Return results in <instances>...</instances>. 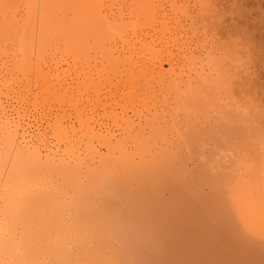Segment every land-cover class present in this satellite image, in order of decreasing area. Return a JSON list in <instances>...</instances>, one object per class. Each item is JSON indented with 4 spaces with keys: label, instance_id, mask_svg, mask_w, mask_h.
<instances>
[{
    "label": "bare ground",
    "instance_id": "obj_1",
    "mask_svg": "<svg viewBox=\"0 0 264 264\" xmlns=\"http://www.w3.org/2000/svg\"><path fill=\"white\" fill-rule=\"evenodd\" d=\"M216 1L26 0L19 8L0 0V264H264V110L251 111L253 96L236 80L248 76L253 48L235 31L228 44L209 45L187 23L191 12L214 22ZM90 37L110 44L102 57L115 84L158 83L138 89L149 96L117 103L138 116L124 118L120 133H101L96 118L63 123L64 110L40 105L73 94L46 81L42 52L54 40L85 50ZM223 84L225 96L215 91ZM235 89L244 100L227 101ZM169 98L211 108L160 119ZM122 132L120 148L146 132L162 141L135 145L139 158L126 159L88 139L109 146Z\"/></svg>",
    "mask_w": 264,
    "mask_h": 264
},
{
    "label": "rangeland",
    "instance_id": "obj_2",
    "mask_svg": "<svg viewBox=\"0 0 264 264\" xmlns=\"http://www.w3.org/2000/svg\"><path fill=\"white\" fill-rule=\"evenodd\" d=\"M255 1L258 2L256 3ZM8 2L12 6L17 5V7L22 8L23 5L26 3V0H8ZM257 4L261 6V8ZM255 5L259 7L258 8L259 10L256 8ZM235 6L237 7L235 8ZM235 9H237V11ZM232 10L235 12V13L233 12L234 14L232 13ZM254 10L258 12V15L256 14V12H254ZM209 11L211 12L212 15L218 16L217 18L214 16V20L216 19L214 22L212 16L207 15L206 18H204L203 16L200 17L196 16V12H191V16H189L187 20L188 27H190L189 33L191 34L192 37L194 36L196 39L198 38V40L200 41L206 40L207 44L209 45L213 42L214 43L219 42V45L220 42L224 41L225 43L229 36L231 37L233 36L234 38V33H235V38L240 37L242 42H244L246 46L248 45L247 47L249 48V51H252L253 48L252 53L254 55H252V53L250 54V52L248 51H246L247 53L245 51L243 52V54L246 53L245 54L246 56H248L249 53L251 55L248 56L249 58L252 57L250 61L248 57L243 55V57L245 56L244 58L247 59V62H249L248 65L247 64L246 65L248 67V71L250 70L249 71L250 75L248 74V76H245V73H243V76H245V78L248 80L246 81L244 77L240 78L238 76H236L237 77L236 80L245 82L246 83L245 86L247 87V94L249 93L250 96H253L252 100L254 101L255 104H252L251 111L254 110L259 111V109L264 110V57H263L264 54H262V52L264 51L263 49L264 31L260 29V26H262L261 28L264 29V22L261 19H259V18L263 19L264 17V0H217L216 3H214V6L211 7ZM239 11H241V13L243 12L244 13L240 15ZM236 12L238 13V15ZM69 13H67L68 14L67 17L72 16V14ZM258 20H260L259 23ZM253 24L255 26H253ZM235 25L236 26L238 25L239 27H241V29H239V27H236ZM254 27H256L255 29L257 32L255 31V29H253ZM250 28H252V30ZM258 28L260 29V31ZM233 31L235 32L233 33ZM243 36L244 37L247 36V37L244 38ZM258 36L260 40H258L257 38ZM231 37H229V40L233 39ZM229 40L227 42H229ZM261 40H263V42ZM227 42L225 44H228ZM87 44H88L87 49L79 50L78 49L79 46L78 45H76L75 47L72 46L70 41L60 43V41L54 40L48 46V50L42 52L41 61L42 63L44 62L43 64L45 68L44 71H46V74L48 75L46 81H48L49 84L59 83V82L64 83V86L69 87L70 89L73 90V94L71 93L66 94L61 100L53 96H47L46 98H43L41 100L40 105L43 109H50L53 111H55L56 109H59V111L64 110L65 116L62 119L63 123H65L68 120L67 118L69 117V119L73 121L74 125L78 127V119L82 120L85 125H88L92 123L93 119L96 118L97 122L102 123L101 133L106 134L108 129L115 130L116 132L119 131L120 133L121 131L119 130V128L124 124V120H125L124 118H126L127 116H131V119L134 118L137 121L138 116L133 115L134 111L131 108H128L126 110V113L128 115H122L124 112L116 105L121 103V100H125V99H127L126 101L129 102L131 100L130 98H133V96L141 95L139 93V90L141 91L142 89H147V87L152 88L154 85L157 86L158 83L154 81L153 78H151L149 82L153 83L154 85L146 84L145 79L138 81L137 85L133 84L135 87L133 85L123 86V85L115 84V81H117L118 79V77L115 76L116 72L112 68L108 58L102 57L104 56L105 51L109 50L108 46L110 44L102 45L101 48L100 42H95V40L92 37H90V41H88ZM257 44L258 45L260 44L261 47L260 46L258 47ZM255 45L257 48L254 47ZM259 48L260 51L262 48V52L259 51ZM198 64H200V62ZM168 67L169 66L166 64L165 69H167ZM99 70L102 71V75H101L102 79L100 81H97V75L100 73ZM86 73L87 74L89 73V76L85 77ZM78 75L79 76L82 75L80 76L81 77L80 79ZM148 77L149 76H147L146 78ZM248 81L250 84L247 83ZM245 86H243L244 90H246ZM235 90L237 91L236 92L237 94L234 93L235 96L230 98L226 96L227 101L237 100L240 98L244 100V98H242L243 93L241 92L246 93V91H240L238 89ZM215 91L220 92L223 96H225L226 93H231L229 90V86H226L225 84L221 86L219 85L217 89H215ZM151 94L152 93L149 90L148 92L142 94L141 96L144 97V95L149 96ZM146 98L147 97H145L144 99ZM160 98H162V96H160ZM168 101L169 102L158 112V114L160 115L159 117L160 119L162 116L165 115L166 116L165 119H169L168 121L172 120L171 113H173L175 110L179 112L178 114L179 116L180 115L182 116L183 113L186 112L192 113L194 115L196 114L201 115L203 112H205L207 108H211V106L209 105L207 106L206 104H204L203 107L193 108L190 105L185 106L179 102H174L171 100V98H169ZM159 103H162V100ZM139 104L140 105H138V110L140 109L142 111L141 114H145L149 102L143 101L140 102ZM80 107H84L85 111L79 117L76 116L75 110H78V108ZM200 119H202V117ZM122 136H123V132L117 137V139L116 138L112 139V142L110 141L111 143L109 144V146L106 145L102 137H96V136L95 137L87 136V137L88 139H90V141L93 140L92 143L97 147H99L100 152L105 154L104 156L108 155L114 158L125 157L126 159L139 158V153L137 152L135 145H141L146 142H147L146 144H154L155 141H162L161 140L162 136L158 137L159 135L156 134L151 135L150 132H146L144 133L145 136L144 141L138 142L137 140H135V138L126 137L123 140L122 148H120L118 147V144L120 143L119 141L121 140ZM209 142L210 143L208 147H211L212 141L209 140ZM125 148L127 149L126 153L123 152ZM182 155L186 156L188 154H182ZM189 166L192 167L193 162H190ZM165 194L167 195V192Z\"/></svg>",
    "mask_w": 264,
    "mask_h": 264
}]
</instances>
